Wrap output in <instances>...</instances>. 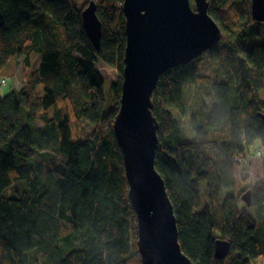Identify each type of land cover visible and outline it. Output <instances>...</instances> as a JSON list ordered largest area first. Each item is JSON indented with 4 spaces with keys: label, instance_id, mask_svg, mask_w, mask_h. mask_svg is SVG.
<instances>
[{
    "label": "trees",
    "instance_id": "16d2710c",
    "mask_svg": "<svg viewBox=\"0 0 264 264\" xmlns=\"http://www.w3.org/2000/svg\"><path fill=\"white\" fill-rule=\"evenodd\" d=\"M97 1L98 50L83 28L85 5L0 0V71L23 56L25 75L21 88L0 97V264H141L113 133L121 81L106 98L95 67L103 62L122 76L123 0ZM208 12L222 33L207 51L210 76H196L191 62L178 65L153 91L155 167L191 261L250 264L264 255V176L246 206L250 185L235 159L256 141L264 150V22L252 19L249 0H209ZM199 82L209 85L207 96L189 104L188 86ZM217 238L230 242L225 260L214 257Z\"/></svg>",
    "mask_w": 264,
    "mask_h": 264
},
{
    "label": "water",
    "instance_id": "95a60500",
    "mask_svg": "<svg viewBox=\"0 0 264 264\" xmlns=\"http://www.w3.org/2000/svg\"><path fill=\"white\" fill-rule=\"evenodd\" d=\"M208 0H123L126 37L120 105L113 133L120 149L128 197L137 219L141 264H194L181 250L173 204L155 168L159 123L152 94L159 76L203 55L221 38L208 13ZM96 2L81 11L85 33L98 50L102 35ZM253 20L264 22V0H250ZM264 117V115H261ZM242 200L249 205L250 190ZM230 252V242L214 241V257Z\"/></svg>",
    "mask_w": 264,
    "mask_h": 264
},
{
    "label": "rangeland",
    "instance_id": "374dc122",
    "mask_svg": "<svg viewBox=\"0 0 264 264\" xmlns=\"http://www.w3.org/2000/svg\"><path fill=\"white\" fill-rule=\"evenodd\" d=\"M76 7H81L82 5H87L89 0H71ZM97 1V0H95ZM102 0L97 1L100 3ZM250 2V0H249ZM258 22V21H257ZM256 25V24H255ZM192 71L196 76L208 77L211 74V60L208 58L207 53H204L200 57L194 59L192 62ZM39 65V56L37 54L31 55V69H36ZM96 70L104 77V84L102 86L103 94L106 98L110 97V85L111 83H117L122 80L121 74L116 68L108 66L103 62H97ZM0 77L6 80V83L0 84V97L8 94L12 90H17L25 84L24 73H23V56H17L11 58L4 68L0 71ZM0 78V79H1ZM209 85L204 83L191 84L188 86L189 93V104H191L192 99H199L201 97L206 98ZM259 99L264 102V80L263 87L258 93ZM188 99V98H187ZM174 115L179 116V112L173 110ZM184 127H188L190 112H186L183 117H181ZM264 150L261 144L256 141L254 144L245 148L243 154H236L235 163H238L239 168L243 170L244 177H248V185L252 188L261 180L264 176V168L262 164V155ZM201 193V205L198 211L201 210L203 206V201L205 198L204 189H200ZM259 260L264 262V255L259 256Z\"/></svg>",
    "mask_w": 264,
    "mask_h": 264
},
{
    "label": "bare ground",
    "instance_id": "6f19581e",
    "mask_svg": "<svg viewBox=\"0 0 264 264\" xmlns=\"http://www.w3.org/2000/svg\"><path fill=\"white\" fill-rule=\"evenodd\" d=\"M208 2H209V0H208ZM208 10H209V6H208ZM209 13V12H208ZM211 16V15H210ZM159 129V128H158ZM157 135H158V131H157ZM158 140H159V138H158ZM158 146H159V143H158ZM158 149V148H157ZM157 151V150H156ZM263 156V155H262ZM156 168V167H155ZM157 170V169H156ZM158 171V170H157ZM159 173V172H158ZM160 174V173H159ZM126 177V176H125ZM162 177V176H161ZM163 179V178H162ZM164 181V180H163ZM165 184V183H164ZM166 187V186H165ZM248 190H250V198H251V193H252V186H250L246 191H244L243 192V194L244 193H246ZM166 191H167V189H166ZM168 193V192H167ZM243 194H242V196H243ZM169 196V195H168ZM242 196H241V198H242ZM129 198V197H128ZM170 198V197H169ZM243 201V200H242ZM244 202V201H243ZM245 203V202H244ZM245 205L246 206H250L251 205V202H250V204L249 205H247L246 203H245ZM132 208V207H131ZM174 208V207H173ZM133 210V209H132ZM134 211V210H133ZM136 215V214H135ZM175 215V214H174ZM176 218V217H175ZM137 220V219H136ZM177 222V221H176ZM182 250V249H181ZM223 260H225V259H227V255L226 256H224L223 258H222ZM250 264H264V262L263 261H261V260H259V256H257L255 259H251L250 260V262H249Z\"/></svg>",
    "mask_w": 264,
    "mask_h": 264
},
{
    "label": "built area",
    "instance_id": "2783aa9c",
    "mask_svg": "<svg viewBox=\"0 0 264 264\" xmlns=\"http://www.w3.org/2000/svg\"><path fill=\"white\" fill-rule=\"evenodd\" d=\"M5 83H6V80H5L4 78H2V79L0 80V84L3 85V84H5Z\"/></svg>",
    "mask_w": 264,
    "mask_h": 264
},
{
    "label": "flooded vegetation",
    "instance_id": "af4514ba",
    "mask_svg": "<svg viewBox=\"0 0 264 264\" xmlns=\"http://www.w3.org/2000/svg\"><path fill=\"white\" fill-rule=\"evenodd\" d=\"M208 51V50H207ZM207 51L205 53H207Z\"/></svg>",
    "mask_w": 264,
    "mask_h": 264
}]
</instances>
